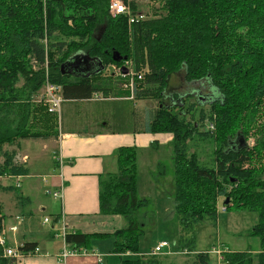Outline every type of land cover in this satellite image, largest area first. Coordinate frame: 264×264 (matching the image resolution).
Returning <instances> with one entry per match:
<instances>
[{"label":"trees","instance_id":"1","mask_svg":"<svg viewBox=\"0 0 264 264\" xmlns=\"http://www.w3.org/2000/svg\"><path fill=\"white\" fill-rule=\"evenodd\" d=\"M110 1L0 0V178L18 179L28 173L16 152L5 146L19 148L21 140L59 135V116L35 99L46 82L60 88L63 101L89 99L97 92L130 96L128 89L117 90L101 80L102 71L85 76L61 69L77 52L97 58L104 67L119 65L123 60L114 61V51L131 59L138 74L149 70L141 81L133 75V100L158 99L142 130L172 135L173 209L181 227L177 251L192 254V264L212 263L209 252L196 251L194 228L207 218L217 219V201L223 197L226 210L256 214L250 234L257 237L259 248L255 253L227 250L222 264H264V0H157L160 7L150 18L131 25L126 15L109 14ZM120 1L133 15L140 14L136 0ZM181 70L186 83L206 81L216 97L210 94L206 102L207 96L187 94L175 96L172 103L167 98L166 103L169 80ZM145 85L152 88L142 89ZM209 122L214 132L208 130ZM250 130L257 136L251 148ZM196 136L215 144L210 161L190 152L189 142ZM136 157L135 146L115 150L116 171L99 181L100 212L120 214L126 221L112 235L113 252L123 255L119 264H168L162 256L149 254L150 247L145 253L140 250L145 212L139 210L147 200L136 194ZM14 188L18 186L0 184L2 190ZM4 217L0 205L1 234ZM52 229L72 252L89 249L92 238L106 236H62L60 229ZM36 248V243L26 242L18 251L34 254ZM2 250L0 245V264H11Z\"/></svg>","mask_w":264,"mask_h":264},{"label":"crops","instance_id":"2","mask_svg":"<svg viewBox=\"0 0 264 264\" xmlns=\"http://www.w3.org/2000/svg\"><path fill=\"white\" fill-rule=\"evenodd\" d=\"M91 64H83V68L77 73L88 75L84 70H91ZM96 95L99 98L101 97V99L97 98L96 100L98 101H93L91 97L89 99L64 100L61 103L60 113H62V106L65 102L69 103L68 107L64 109L65 112H71V110L79 108L81 115L85 116V111H88L90 116H85L89 118L87 126L83 127L77 124L78 121L82 120V116L74 124L63 125L59 130L58 137L55 139H38L39 146L32 145L33 143L31 142L22 143L26 145L19 144V148L23 151L21 152L20 150L21 153H18V162L25 164L28 173L23 176H18V188L21 186V180L25 178L30 179V177L34 176L33 172L29 171L30 165L36 166L33 165V161L50 151L51 159L55 163V166L53 167L50 164L49 168H46L45 171H39L37 173H45L42 175L45 177L44 193L46 194V191H58L59 196L54 198L51 196L52 194L49 195L56 201L54 202L56 210L51 213L52 222L49 226L50 229L47 228V230L36 229L33 223L29 221L26 212L22 210L17 211L16 203H11L15 207L11 211L9 210L10 204L0 200L2 212L4 209L9 214L3 220V234L6 239V246L18 248L23 243L33 242L36 243L37 249L39 250L34 254L20 255V258L14 261L13 264H119L120 258L123 256L120 253L113 252L114 237L112 235L115 231L123 228L126 225V221L120 214H104L100 212V177L105 173L116 171L115 150L118 147L135 146L137 149H142L145 153L148 152L152 145L158 148L161 144L171 143L172 135L171 133L144 132L142 130L143 127L134 131L126 130L122 127L107 128V122L102 123L105 113L103 111H101L102 114L98 112L99 106H107L112 102L131 101L134 102V106L137 109L141 107L132 98L130 100L128 97H115L111 94L104 96L101 92H97ZM76 101L89 103L86 109H83L84 114L82 113L80 105L74 108L70 105ZM93 103L98 104L96 107H93L95 105ZM147 111L144 110L146 115L148 114ZM100 117L102 118L100 119ZM33 149H35V153H33ZM23 156H26L25 161H22ZM139 161V154H137L136 168L138 180ZM41 167L44 166L42 165ZM2 179L4 178H0V184L2 186L11 185L3 184L1 182ZM40 187L39 183H29L27 194L18 199V204L22 203L23 200L30 202V196L33 190H40ZM138 191L139 183L137 181V196L139 195ZM45 207L46 205L39 202L38 211L44 210ZM168 210L169 208L166 209V212ZM164 211L162 210V212ZM11 227H16V230H11ZM52 227L57 229L64 227L66 233L78 232L106 236L92 238L89 242V249H83V251L80 250L77 252L73 251L66 257H62L63 250H70V248L65 245L61 236H55L56 231ZM58 238L61 240L60 244L56 243ZM157 242L159 241L157 240L155 244ZM219 244L222 247L232 250L222 242ZM257 249L249 250L255 253L258 251Z\"/></svg>","mask_w":264,"mask_h":264},{"label":"rangeland","instance_id":"3","mask_svg":"<svg viewBox=\"0 0 264 264\" xmlns=\"http://www.w3.org/2000/svg\"><path fill=\"white\" fill-rule=\"evenodd\" d=\"M136 2L138 4V13L142 15V19L150 18L153 11L160 7V3L157 0H136ZM129 61L131 62L130 64H126L124 60L119 65L112 63L107 64L102 71L100 78L101 80L109 81L108 83L112 84V87H115V89L117 90L120 89L124 91L125 89H128L130 95L132 93L131 96H128V99L131 100V98L133 99V92L136 88V83L134 81L135 77H133V75L135 73H138L134 71L132 60L129 59ZM29 63L32 69L37 68L34 66V63L32 64L30 61ZM123 67L127 68L126 72H121V69ZM147 72H149V70L147 69L140 70V73H142L143 75H145ZM131 76L133 79L132 82L130 81ZM139 80L141 81L142 79L139 78ZM169 82L172 86L169 87L168 94L174 91H177L178 94L184 95L183 97H186L187 94H191L192 96L201 94L204 97L207 96L206 102L210 101L208 100L210 98V94L213 95L212 97H216L215 91L209 88L210 86L207 85L206 81L186 83L184 80L183 70L173 75ZM107 86L111 87V85L108 84ZM145 86L146 87L141 88H152L147 85ZM42 93L43 87L35 96L36 101L41 99ZM165 100H167L166 103L169 104V100L167 99V97H165ZM135 103H138V105H140L139 107L141 108L137 109L134 106V102L131 101L112 102L107 106H99L98 112L101 113V111H103L105 113L102 123L107 122L106 126L109 129L122 127L126 130L134 131L138 128H142L146 125V117L148 116L146 115L144 110H148L147 113H151V115H153L158 107V99L146 97L145 99L136 100ZM88 104L89 103L87 102L76 101L71 103L70 105L73 108L80 105L82 113L84 114L83 109H86ZM93 104H95L93 107H96L98 103ZM68 105L69 103L65 102L62 106V113L59 114V130L63 125L74 124V122H76L77 119L82 116V120L78 121L77 124L83 127L87 126V124L89 123V118L86 117L90 116L88 111H85L86 117L84 115H81L79 108H76V110H71V112H65L64 109L68 107ZM202 108L208 111L207 104H204ZM197 117L198 116L196 114V118ZM101 118L102 117H100V119ZM205 129V125L204 128H200L201 131ZM256 137L257 136L254 135V130H250L247 137V144L249 145V148L253 147V145L256 143ZM23 142H31L33 143L32 145L35 146H39L40 144L39 142H37V140H21V145H26L22 144ZM189 144L191 146L190 152L195 151L200 160H203L204 162H208L211 160V153L213 152L215 144L210 138L201 139L196 136L192 141L189 142ZM4 149L10 151L14 150L16 152V160L18 159V153L20 152L21 148H18L16 146H5ZM136 150L138 151L137 154H139L140 158V161L138 163L139 180L136 177V183L137 181L139 183L138 197L147 200V204L139 210V212H145V235L141 237L139 241L140 250H142V252H146L148 251L149 247L155 244L157 240H165L170 243L171 252H175V254L171 252L169 254H159V256L163 257L161 258L164 259L166 263L192 264V254L188 255L182 253L183 251H177L174 246L176 244V238L180 235L181 227L176 219V215L173 209L175 168L174 149L172 142L161 144L158 148L152 145L148 152L145 153L142 151V149H137V147ZM22 151L23 150H21V152ZM35 152V149H33V153ZM50 164L53 167L55 166V163L52 161L51 153L49 151L47 154H44L40 158L33 161V165L36 166H29V171H32L34 176L30 177V179L25 178L21 180L20 188H14V190L11 191L0 189V200L6 201L8 202V204H10L9 210L12 211L13 208H15L11 205V203H16L17 211L22 210L23 212H26V215L27 217H29V221L33 223V226L36 229L41 230H47V228L50 229L49 226L52 222L51 213L56 210V205L54 204V202L56 201H54V199L51 197L52 195L44 193L45 177H43L42 175L45 173H37L39 171H45L46 168H49ZM42 165L44 167H41ZM255 165L259 166V163ZM262 165L264 167V160L262 162ZM261 177L262 179H264V168L261 172ZM1 182L3 184H11L12 186H15L16 179L4 178L1 180ZM29 183H39V185L41 186L40 190H33L32 195L30 196V202H26L25 200H23L22 203L18 204V199L27 194ZM223 201V197H220L217 201L218 217L215 221L207 218L195 226V249L197 251L207 252L210 251L213 247H217L220 242L226 244L232 250H256L257 248H259L257 237L250 234V229L256 221V214L234 209H229L225 212H221L220 207ZM39 202L46 205L44 210L38 211ZM167 208H169V210L166 212ZM162 210L165 211L162 212ZM3 213L6 217L9 216L7 210L3 209ZM45 216L50 219V223H43V218ZM60 241V238H58L56 243L60 244ZM226 249L229 250L228 248ZM251 252L254 253L253 251ZM210 255L213 260L215 258L214 254ZM168 256L173 257L168 258Z\"/></svg>","mask_w":264,"mask_h":264},{"label":"built area","instance_id":"4","mask_svg":"<svg viewBox=\"0 0 264 264\" xmlns=\"http://www.w3.org/2000/svg\"><path fill=\"white\" fill-rule=\"evenodd\" d=\"M109 14L114 17L116 15H126L127 16V22L128 25H131L132 23H135L136 21L142 19V15L141 14H136L133 15L128 6L126 4H124L122 1L120 0H111L109 3ZM126 62V64H130L131 62L129 60H124ZM126 68V67H125ZM127 69V68H126ZM122 72V69H121ZM142 74H138L137 78H141ZM130 81L132 82V76L130 77ZM97 98H99L96 94H94L92 96L93 100H96ZM101 99V97L99 98ZM43 103H45L47 105V109L49 112L51 113H56L58 116L60 114L61 111V103L63 102V98L61 96V92H60V88L57 87L56 85L46 82L44 87H43V93L40 99ZM208 130L210 132L214 131V126L212 123H208L207 126ZM55 158V157H54ZM26 156L22 157V161H25ZM16 186L19 185L18 183V179H16L15 182ZM47 194H52V196L54 198L59 196V192L58 191H46ZM221 212H225L226 208L221 205L220 207ZM48 222V218L45 217L43 220V223ZM11 230L15 231L16 227H11ZM61 231V235L64 236V232L65 229L64 227H62L60 229ZM0 245L2 246L3 250H2V255L5 257H9L10 259H12V261H17V259L20 258V255H22L19 251L18 248H12V247H7L5 246V238L3 237V234L0 233ZM171 245L169 242L163 240V241H159L157 242L149 251V254L151 255H159V254H169L171 252ZM39 250L36 248L35 249V253H37ZM227 251V249L225 247H222L221 245L218 244L217 247H213L209 252V254H214L215 258L212 260L211 264H222L223 262V253ZM72 251H68V250H63L61 256L62 257H66L67 255L71 254ZM173 253V252H171ZM182 253H187L185 251H183ZM13 262L11 264H13Z\"/></svg>","mask_w":264,"mask_h":264},{"label":"water","instance_id":"5","mask_svg":"<svg viewBox=\"0 0 264 264\" xmlns=\"http://www.w3.org/2000/svg\"><path fill=\"white\" fill-rule=\"evenodd\" d=\"M112 57H113V60L114 61H122V60H125L126 57H121L119 56L116 52H112ZM86 63H92L90 65L91 67V70H88V69H85V73H88L85 74V76H89L90 74L92 73H96V72H99V71H103L104 70V65L100 62V60H98L97 58H94V57H91L89 56L88 54H85V53H82V52H77L75 54H73L62 66H61V69L63 71V68L64 66L66 67V70L68 67L70 68H74V69H70V70H67L69 71L70 73H73V74H78L77 72H79V70H81V68H83V64H86ZM78 68H80L78 70ZM122 71L123 72H126V68L123 67L122 68ZM90 72V73H89ZM224 203H227V199L225 200Z\"/></svg>","mask_w":264,"mask_h":264},{"label":"flooded vegetation","instance_id":"6","mask_svg":"<svg viewBox=\"0 0 264 264\" xmlns=\"http://www.w3.org/2000/svg\"><path fill=\"white\" fill-rule=\"evenodd\" d=\"M70 69H74V68H70L68 67L67 70H70ZM80 68H78L79 70ZM82 69V68H81ZM186 95V94H185ZM177 96V97H181V96H184V95H181V94H178L177 91H174V92H171L167 95V98L170 99V102L172 103L173 101H175L174 97Z\"/></svg>","mask_w":264,"mask_h":264}]
</instances>
